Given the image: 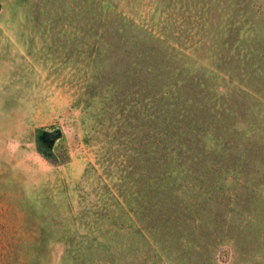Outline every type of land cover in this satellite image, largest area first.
<instances>
[{
  "label": "rangeland",
  "instance_id": "374dc122",
  "mask_svg": "<svg viewBox=\"0 0 264 264\" xmlns=\"http://www.w3.org/2000/svg\"><path fill=\"white\" fill-rule=\"evenodd\" d=\"M0 264H264V0H0Z\"/></svg>",
  "mask_w": 264,
  "mask_h": 264
},
{
  "label": "water",
  "instance_id": "95a60500",
  "mask_svg": "<svg viewBox=\"0 0 264 264\" xmlns=\"http://www.w3.org/2000/svg\"><path fill=\"white\" fill-rule=\"evenodd\" d=\"M62 136V131L61 129H56L54 131H51V132H46L44 134V138L46 141L48 142H52L58 138H60Z\"/></svg>",
  "mask_w": 264,
  "mask_h": 264
}]
</instances>
